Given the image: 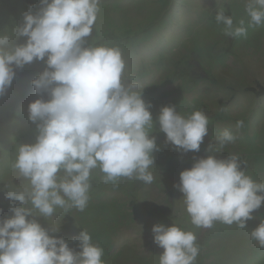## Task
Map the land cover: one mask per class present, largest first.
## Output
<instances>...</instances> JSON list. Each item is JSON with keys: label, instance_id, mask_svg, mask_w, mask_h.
I'll list each match as a JSON object with an SVG mask.
<instances>
[{"label": "clouds", "instance_id": "obj_1", "mask_svg": "<svg viewBox=\"0 0 264 264\" xmlns=\"http://www.w3.org/2000/svg\"><path fill=\"white\" fill-rule=\"evenodd\" d=\"M239 2L247 23L226 15L224 7L215 14V23L227 37L246 36L249 27L264 25V0ZM100 3L39 0V8L34 12V5H29L22 23L14 24L11 33L0 30V96L11 87L15 69L34 61L46 65L31 80L40 97L28 105V119L36 125L35 141L16 146L12 163L16 175L8 182L0 180V193L13 202L12 215L0 220V264H105L103 248L87 229L73 237L79 251L54 235L62 223L54 222L57 209L83 212L88 207L95 169L103 174L105 184L115 185L121 178L145 184L154 180L150 169L153 152L159 149L150 136L152 105L142 98L146 84L127 75L119 47L86 41ZM21 37L25 42L16 43ZM157 120L166 142L177 150L200 151L209 128L203 111L181 114L175 106H163ZM243 124L238 120L237 130ZM236 140L234 132L224 129L206 152H224ZM239 160L235 153L227 159L209 154L180 172L176 187L183 193L191 225L210 229L219 222L245 229L247 221L254 219L253 212L264 203V181L241 170ZM15 178L21 182L14 183ZM37 216L47 219L49 228L42 227ZM152 232L154 243L163 249L159 264H195L199 246L193 231L173 223L153 225ZM249 235L264 248V217Z\"/></svg>", "mask_w": 264, "mask_h": 264}, {"label": "rangeland", "instance_id": "obj_2", "mask_svg": "<svg viewBox=\"0 0 264 264\" xmlns=\"http://www.w3.org/2000/svg\"><path fill=\"white\" fill-rule=\"evenodd\" d=\"M119 1H123L121 8L111 9L110 12L112 18L117 21L148 24V18L152 15L151 11L156 8L159 12L158 18L161 13L169 21L162 31L154 34L151 41L122 52L127 65V75L146 84L144 88L154 85L159 90L158 95L147 102L152 105L151 108H155L152 115L154 124H156L155 119L158 118L160 109L168 106L172 101V106H175L181 114L201 110L209 117L208 134L204 137L200 147L201 156H198V153L185 154L181 155L182 159L178 161L191 158L193 164L194 159L206 157L209 154L218 159H227L229 153H235L240 156L238 162L245 166L246 172L256 170L260 180H264V165L261 167V160L254 162L251 159L255 155L264 158V25L249 27L247 35L239 38L225 36L222 27L215 23V14L219 7H224L226 15L232 14L234 20L244 19L247 23V15L239 0H218V2L217 0ZM110 2V0H101L95 26L91 35L86 38L88 44L94 43L93 35L98 29L96 27L103 26V8ZM29 5H34L33 11L35 12L40 6L39 0H0V25L5 26L11 33L14 24L22 23V14ZM105 30H108V26H105ZM25 40L26 38L21 37L16 43H24ZM137 40V37L133 38V41ZM105 41L107 42L108 38ZM162 55H165V58ZM224 55H226L225 58ZM35 62L25 65L22 69H15L16 77L13 81L20 80L23 86L28 88L29 94L26 97L18 98L22 95L20 89L11 90V87L7 89L5 95L0 96V100L8 101L12 105L9 114L7 113L10 115L9 120L12 122L18 120L16 124L0 126L2 129L0 135L5 136V141L10 144L2 146L4 149H11L12 138H16L18 133L27 130L26 128L29 129L32 125L28 118L25 119L28 114V105L40 97L29 84L31 81L27 80H30V77L34 79L44 70H40L43 65L42 61L39 64H34ZM183 62L185 67L180 72L174 70L176 72L174 76L167 72V67L171 69L175 63L183 64ZM180 77L183 79L181 80ZM173 92L177 94L167 97ZM43 98L48 97L43 94ZM238 120L244 122L239 130L236 128ZM33 128L35 127L31 128L32 135H34ZM224 129H229L237 135L235 143L228 145L224 152H206L209 145L214 143L215 135ZM160 139L165 141H161L163 146L161 145L162 148L157 153L158 158H154L153 168L150 169L154 180L151 184L142 182L139 185L140 199L146 201L149 206L144 207L143 204L141 209L133 208L134 220L126 222L128 225L124 224L119 228L118 233L112 236L113 248L105 264H147V262L159 264V255L162 254L163 249L154 243L152 227L156 224L171 226L173 223L196 234L199 246L198 257H203L208 252L206 243H209L212 249L217 248L210 259L202 262L197 258L195 264H211L210 262L213 261L216 264H264V255L249 235L250 230L258 226L260 218L264 217V212L261 215L264 203L253 212L254 219L247 221L245 229H240L235 224L228 226L219 222L210 229L196 228L191 225L183 206V193L176 187L180 183V178L176 173L177 168L172 167L168 171V168L157 167L159 158H164L173 150L175 151V147L166 142V134ZM12 159L13 153H0V162L8 163L7 170L11 174L3 177L0 174V180L4 182L10 181L16 175L12 168ZM256 164L259 165L258 169L255 168ZM13 182L19 184L21 180L15 178ZM100 184L102 196L90 198L96 203H106L109 195L105 194L106 190L102 187L105 183L99 180L98 186ZM105 185L107 187V184ZM137 186L136 183L132 186V196ZM167 188L172 189L168 198L159 191H170ZM111 194L117 200L121 199V204H124L125 200L130 203L134 200L132 196L124 195L117 189L111 191ZM12 203L5 198L3 193H0L1 220L12 215L9 210ZM69 211L75 212L70 214L65 213L63 209H57L60 218L55 217L54 222L62 223L60 231L54 235L63 237L70 248L79 251L78 241H74L73 237L79 235L78 221L84 220V211H90V209L87 207L83 212L75 209ZM31 218L33 217H29ZM35 219L42 227L49 228V221L44 217L37 216ZM226 229L229 232H235L223 237L222 233L225 234ZM87 230L95 239L94 243L102 247L95 232L91 228ZM109 232L111 230L108 229ZM223 245L227 247L220 250V246ZM106 256L104 250L102 258Z\"/></svg>", "mask_w": 264, "mask_h": 264}, {"label": "trees", "instance_id": "obj_3", "mask_svg": "<svg viewBox=\"0 0 264 264\" xmlns=\"http://www.w3.org/2000/svg\"><path fill=\"white\" fill-rule=\"evenodd\" d=\"M110 1L111 2L108 3V5L105 4V6L103 8V15H102V17L104 18L103 19V21H104L103 26L102 27L97 26L96 28H98V29L96 30L95 34L93 35V41L95 43L105 44L108 46H117L121 49L122 52L128 51L130 49L136 48L138 45H140L144 42L151 41L153 39L154 34L162 31L167 26V23L169 22L165 19L164 15H162L161 13H160V15L162 17L160 16L158 18L159 12H158L157 8L153 9L151 11L152 15H150L148 18L149 19L148 24H141V23H135V22H130V21H125V22L117 21V20L112 18V16L110 15V12H111V9H114V10L120 9L123 1H119V0H110ZM107 9H108V11H107ZM162 20H164V22ZM105 26H108V30H105ZM3 29H6L5 26L0 25V30H3ZM134 37H137L138 40L133 41ZM107 38H108V41L106 42L105 39H107ZM234 43H236V41ZM232 44H233V42H232ZM225 53H227V52H225ZM225 56L226 55H224L223 57L225 58ZM162 57L165 58V55H162ZM223 61H224V59H223ZM36 63L39 64L40 61H36L34 64H36ZM45 67H46V65L43 62L42 68H40V70L44 69ZM184 67H185L184 62H183V64L175 63L174 66L171 68L172 70L169 67H167V72L171 73L172 76H174L176 74L175 71L179 70V72H180L181 69ZM38 75H36V77ZM180 76H182V75H180ZM180 79L182 80L183 77H180ZM31 80H32V77H30V80H27V81H31ZM29 84L31 85V82ZM180 88H181V86H180ZM16 89H20V91L22 93V95L18 97L20 99L23 97H26L27 94H29L28 88H25L22 84V81H20V80L13 81V83L11 85V90H16ZM158 91L159 90L157 89L156 86H154V85L148 86V87L143 89L142 98L145 100L146 103L150 102L154 98V96L158 95ZM246 91H250V90H246ZM248 93H250V92H248ZM174 94H177V93L176 92L170 93L167 95V97H170ZM179 101L182 102V100H180V99H179ZM172 102L170 104H168V106L172 105L173 104ZM11 107H12V105H10L8 103V101L6 102L5 100H0V126L1 125L8 126V124L10 126V123L16 124L18 122V120L16 122H12L9 120L10 115H7V113L9 114ZM154 111H155V108H150V112L152 113V115H153ZM27 118H28V114H26V116H25V119H27ZM243 119H246V118H243ZM155 120H156V124H154V128H153L152 133H150V136H154L156 138V144H157L159 150L153 152V158H158L157 153L160 152V150L163 146L161 141H165L163 139H160V137L163 136L165 133L160 131L158 120L157 119H155ZM34 125L35 124L32 123V125H31V127H29V129L26 128L27 130L21 131L20 133H18L16 138H12L11 149H8V150L4 149L2 146H8L10 144L7 141H5V138H6L5 136L0 135V153H13V159L12 160L14 162L15 155H16V146L18 144L33 143L35 141V137H36L37 133H36V125L35 126ZM32 127H35L32 129L34 135L31 134V128ZM1 131H2V129L0 128V132ZM195 153H198V156H201V149L199 152L183 153L182 151L177 150V148L175 147V151L173 150L172 153L168 154L164 158H161V159L159 158L157 167L168 168V171L172 167L174 169L177 168L176 173L178 174L177 176L180 178V172L187 169V168H190L191 164H192V160H191V158H188L186 160H182L181 162H179L178 160L182 159L181 155H185V154L193 155ZM251 159L254 162H255V160H261V165H262L261 167H263L264 158H260V156L255 155L254 158H251ZM0 165H1L0 174L2 175V177L9 174V171L7 170V167H9L8 163L1 161ZM258 167H259V165L256 164L255 168L258 169ZM241 170H245L244 165H241ZM247 174L252 176V178L254 180L264 181V180H260V176L258 175V172H256V170L248 171ZM102 175L103 174L99 171V169L93 170L92 178H91V185L93 188L90 189V192H89L90 197H101L102 196L101 184L98 186L99 180L103 182ZM137 182H138V186H137ZM135 183H136L137 189H136V191H134V194L132 196V193H131L133 191L132 186ZM141 183H142L141 181H136L134 179L121 178L115 185H113L112 183H109V184H107V187H106V185L103 184L102 187H104L106 190L105 194L109 195V196H107V202L106 203H100V202L96 203L93 201L92 198H90L89 203H88V208L90 209V211H84L85 214H83V216L85 217V219L78 221V223H79L78 227L80 228V232L82 231V228H84V229L91 228L93 230V232H95V235L97 236L98 241H100L102 243V247L104 248V250L106 251V254H107V256L105 258H103L105 263L107 262L108 256L110 255L112 248H113L112 236L117 234L119 228L122 227L124 224L126 225L127 224L126 222L134 220L133 208H136V209L140 208L141 209L143 207L142 206L143 204L145 205L144 207L149 206L146 201H143L140 199V195H139V187L140 186L139 185H141ZM155 187L157 188L156 185H155ZM116 189L119 190L120 192L124 193V195L132 196L134 198L132 203L125 200L126 202L124 204H121L120 203L121 199L117 200L111 194V191L116 190ZM167 189H169L170 191L159 190L165 194L166 198H168L172 192V189H170V188H167ZM125 199H126V197H125ZM133 204L135 207L133 206ZM73 212H75V211H68V213H70V214L71 213L73 214ZM263 212H264V210L261 211V215ZM56 218L57 219L60 218V213L57 212ZM0 220H1V218H0ZM108 229H109V231L111 230V232L108 233ZM234 232H229L226 229L224 232L225 234L222 233V235H223V237H227L229 235L234 234ZM223 237H221V238H223ZM94 240L95 239H93V242H94ZM206 245H207L206 247L208 248L209 253L208 252L205 253V255H203V257H197L202 262H205L208 259H210L213 256L214 252L217 251V248L212 249L210 247L209 243H206ZM224 247H227V246L226 245L220 246V248H221L220 250H223ZM213 250H215V251H213ZM259 251L264 255V249L259 248ZM210 263L216 264V262H214V261L210 262ZM147 264H151V262H149V263L147 262ZM206 264H208V263H206Z\"/></svg>", "mask_w": 264, "mask_h": 264}]
</instances>
